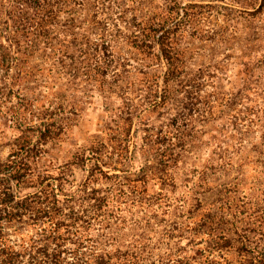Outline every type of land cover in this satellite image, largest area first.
Segmentation results:
<instances>
[{
    "label": "trees",
    "instance_id": "1",
    "mask_svg": "<svg viewBox=\"0 0 264 264\" xmlns=\"http://www.w3.org/2000/svg\"><path fill=\"white\" fill-rule=\"evenodd\" d=\"M79 82L124 108L58 161ZM137 109H167L165 130L138 142ZM217 122L232 141L197 170L195 127ZM249 142L262 187L238 195ZM263 154L264 0H0V264H223L231 247L264 264Z\"/></svg>",
    "mask_w": 264,
    "mask_h": 264
},
{
    "label": "rangeland",
    "instance_id": "2",
    "mask_svg": "<svg viewBox=\"0 0 264 264\" xmlns=\"http://www.w3.org/2000/svg\"><path fill=\"white\" fill-rule=\"evenodd\" d=\"M239 66L234 65L227 69V81L225 83V86L227 88H236L241 85L239 77H238V70ZM75 90V102L77 103L75 107H73L70 113L71 117V125L66 131V133L63 135V140L60 142L59 145H57L53 151L52 155L55 157L58 161L62 160L63 155L67 151V149L71 148L73 149L75 146L79 144L86 143L88 139L93 138L95 135L99 133V130H102V133H105L107 131V124L109 123V120L112 116V113L118 112L121 108H124V102L121 99V96L119 95L120 91H123V89L117 88V91L115 90H108V95L103 96L102 94H99L96 90H93L92 85H83V83L79 82V85L77 86ZM132 92H129L131 94ZM135 94V92H134ZM139 95V93H138ZM137 99H134V103L138 104L140 96H136ZM169 110V109H168ZM167 109H161L159 111H153L150 112L149 115H143L144 111L137 109V117L133 121V127L131 129V134L135 135L137 138V141L142 143L141 137L144 135V124L148 123L147 125L150 127L149 133L152 135H155L157 132L161 130H165L163 124L165 123V114ZM121 115H123V110ZM120 115V117H121ZM141 116V119H140ZM140 119V120H139ZM144 122V124H143ZM222 122L214 123L211 127H204L200 123H198L195 127V130H197V135L200 138V140H196V145L200 149H202V157L198 160H196V164H194L197 167V170L199 169V164L204 161V158L207 154L210 153V151L217 147V145L220 142L225 143V139L231 143L232 138H228V130L229 128L224 131L221 127ZM106 127V128H105ZM147 137V136H146ZM236 141V140H233ZM252 142H254L252 140ZM252 142L247 143V147L244 149L245 152L248 153V155L245 157L247 160H250L251 162L249 165L246 166L248 169L247 171V179L245 180V183L241 186V190H238V195L244 194L245 191H248L250 187H255L256 189L262 187V183H259V179L255 180L254 177L251 175L253 167L256 165L253 163V157L250 149V144ZM73 145V146H72ZM73 147V148H72ZM260 161L264 162V154L262 157L259 158ZM136 161V160H135ZM138 164V163H137ZM187 168L191 173L190 165H187ZM259 167V166H258ZM132 168V167H131ZM261 168H264V163H261ZM85 171L81 170L80 168H75L74 170V180L76 183H79L81 179L85 176ZM180 178H178V183L175 186V188H172V190H169L167 192L168 196L172 199H174L176 196L181 195V191L183 190V186L185 184V181L182 182V170H180ZM196 176V175H195ZM103 183L105 185V182L103 180H100L98 182L99 185ZM98 184L94 183V185ZM158 186L155 185H148L147 192L154 193L157 192ZM171 189V188H170ZM178 215L181 213L179 210L177 211ZM171 221V220H170ZM120 242L126 241L128 242V236H119L118 239ZM165 241V240H164ZM202 245L199 244V247ZM220 256L217 257V259L220 258L223 264H241L242 261V255L236 248H225L221 250ZM217 255V254H216Z\"/></svg>",
    "mask_w": 264,
    "mask_h": 264
}]
</instances>
